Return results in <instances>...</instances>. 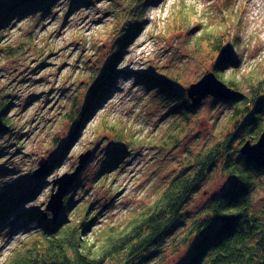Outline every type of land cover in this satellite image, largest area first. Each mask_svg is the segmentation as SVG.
I'll return each mask as SVG.
<instances>
[{
	"label": "rangeland",
	"instance_id": "rangeland-1",
	"mask_svg": "<svg viewBox=\"0 0 264 264\" xmlns=\"http://www.w3.org/2000/svg\"><path fill=\"white\" fill-rule=\"evenodd\" d=\"M114 2L61 0L48 11L36 5L31 13L13 17L2 33L0 92H8L13 102V125L0 135V197L32 191L38 179L42 182L37 198L0 230V264L36 230L37 217L23 214L44 212L53 179L73 171L80 154L91 151L62 210L72 204L70 218L86 217L87 236L100 239L109 226L136 217L189 157L223 136L230 105L222 99L207 97L186 120L155 92L160 83L149 86L146 81L154 73L171 75L185 90L200 79L218 56L200 34L214 30L232 38L238 63L223 68L224 79L237 75L246 86L251 76H264V0H146V23L123 48L108 94L71 139L73 122L67 115L74 105L87 103L92 86L88 73L97 66L106 70L113 47H118V37L111 35L112 12L118 3L125 8L128 0ZM41 161L49 168L44 176H34ZM225 181L219 168L211 172L185 208L182 222L162 242L158 257L146 264L186 262L189 252L180 235ZM262 194L259 190L256 197Z\"/></svg>",
	"mask_w": 264,
	"mask_h": 264
},
{
	"label": "trees",
	"instance_id": "trees-1",
	"mask_svg": "<svg viewBox=\"0 0 264 264\" xmlns=\"http://www.w3.org/2000/svg\"><path fill=\"white\" fill-rule=\"evenodd\" d=\"M60 1L0 0V45L4 39L2 33L13 17L31 13L36 5L48 11ZM147 4L146 0H128L125 8L119 3L114 5L111 35L118 37L114 42L118 47H113L106 70L97 66L88 73L92 86L87 103L80 108L74 105L67 115L73 122L71 139L84 129L92 110L108 94L123 48L146 23ZM229 36L214 30L199 35L202 41L207 40L211 52L218 53L210 70L241 93L231 100L218 99L230 105L223 136L189 157L155 200L136 217L122 226H109L100 233V239L87 236L86 217L70 218L72 204L62 210L55 222L51 214L45 218L43 212L36 210L24 213V217H37L36 230L10 251L3 264H104L106 261L146 264L158 257L167 234L182 222L188 203L217 168L226 178L224 187L196 209L190 225L180 235V244L189 252L184 264H264V168L249 161L240 151L247 140L257 141L264 131V76H251L245 81L246 86L237 75L223 78V68L237 67L238 63ZM146 81L149 86L160 83L155 92L173 105L174 115H184L187 120L194 113L196 108L191 106L187 87L180 89L171 75L154 73ZM12 105L8 92H0V135L12 129ZM68 147L69 142L62 155ZM52 159L54 162L55 157ZM41 182L38 179L32 191L0 197V230L19 215L23 205L37 198ZM259 190L263 194L256 197Z\"/></svg>",
	"mask_w": 264,
	"mask_h": 264
},
{
	"label": "water",
	"instance_id": "water-1",
	"mask_svg": "<svg viewBox=\"0 0 264 264\" xmlns=\"http://www.w3.org/2000/svg\"><path fill=\"white\" fill-rule=\"evenodd\" d=\"M186 91L193 108L199 107L209 96L223 100H231L241 95L238 90L229 86L212 70H208L200 79L191 83L186 88ZM240 151L249 161L264 168V131L260 134L256 142L247 140L241 146ZM90 156V150L80 154L78 165L73 171L66 172L53 179L52 193L43 212L45 218L48 214H51L54 222L58 219L64 205L66 194L76 183L80 172L89 161ZM48 168V165L41 161L40 168L34 172V176H44Z\"/></svg>",
	"mask_w": 264,
	"mask_h": 264
}]
</instances>
